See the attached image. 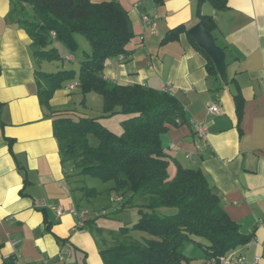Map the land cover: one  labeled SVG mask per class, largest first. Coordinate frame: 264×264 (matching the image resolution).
Here are the masks:
<instances>
[{
	"label": "crops",
	"instance_id": "1",
	"mask_svg": "<svg viewBox=\"0 0 264 264\" xmlns=\"http://www.w3.org/2000/svg\"><path fill=\"white\" fill-rule=\"evenodd\" d=\"M117 1L129 12L135 36L128 44L132 50L128 57L107 60L104 77L126 85L172 88L189 123L171 126L162 134L169 169L175 173L177 164L203 169L241 233L256 242L240 244L228 255H242L248 261L257 254L264 258V0H228L225 10L208 0L200 8L199 0ZM199 9L217 23L218 43L226 51L227 80L208 72L206 58L188 34L200 22ZM143 14L157 17L156 32L147 31ZM181 24L186 29L177 39L164 40ZM33 50L32 38L18 23L14 0H0V264H105L100 249L112 242L107 244L88 223L92 213H107L82 205L93 204L98 197L83 199L65 172L50 114L75 107L98 117L103 101L95 110L89 107L94 92L83 94L74 81L78 83L74 88L68 84L55 92L50 109L43 106L35 74L44 71L43 61H37ZM90 53L84 51L79 61ZM239 92L244 99L241 118L234 103ZM84 98L86 104H80ZM210 103L219 104L221 112H209ZM194 120L205 124V136L197 133ZM39 200L48 206L37 207ZM52 205L90 208L86 226L79 228L78 218L70 213L57 217ZM129 216L127 221L118 217V222L130 224L134 214Z\"/></svg>",
	"mask_w": 264,
	"mask_h": 264
},
{
	"label": "trees",
	"instance_id": "2",
	"mask_svg": "<svg viewBox=\"0 0 264 264\" xmlns=\"http://www.w3.org/2000/svg\"><path fill=\"white\" fill-rule=\"evenodd\" d=\"M204 1L199 0V8ZM208 1L218 9L228 8V0ZM27 8L33 13L30 18ZM14 12L32 38L38 62L60 59L52 46L55 39L76 48L74 33L84 34L92 46L78 73L59 69L36 70L35 74L40 102L48 109L55 92L74 81L83 94L94 92L103 98L98 117L75 107L50 114L65 172L81 197L92 200L101 193L89 187L85 177L111 181V189L123 198L116 202V209L133 205L140 213L133 224L124 223L110 232L111 245L100 249L105 264H191L181 250L187 241L205 250L199 264H221V256L252 239L241 233L240 225L223 208L221 196L203 169L177 164L175 173H170L171 159L161 137L171 126L189 123L182 101L173 93L104 77L107 60L128 57L132 52L128 44L135 36L129 12L117 0H14ZM198 13L218 43L216 21L200 9ZM185 29L183 24L170 29L164 40L177 39ZM192 41L206 58L208 72L217 75L212 59ZM234 103L241 118L244 99L240 92L234 95ZM81 104H86L85 98ZM117 114L122 127L119 133L101 120ZM166 209L175 211L167 213ZM88 224L96 234L103 231L93 219Z\"/></svg>",
	"mask_w": 264,
	"mask_h": 264
},
{
	"label": "rangeland",
	"instance_id": "3",
	"mask_svg": "<svg viewBox=\"0 0 264 264\" xmlns=\"http://www.w3.org/2000/svg\"><path fill=\"white\" fill-rule=\"evenodd\" d=\"M32 10L27 8V16L30 18L32 17ZM74 38L77 43L76 48H70L68 47L67 43L58 39H55L52 46L55 47L60 54L59 60H52V61H43L42 65L44 71L46 72H57L59 69L68 68L73 69L77 73L80 70V61L82 54L84 51L92 52V46L88 40V38L82 34V33H74ZM73 55L76 59L74 61L68 60V56ZM93 95L89 96L88 105L90 107L93 106V109L95 110V104L98 102H102L103 99L101 95L92 93ZM81 104V102H80ZM103 123L107 125L110 129L116 132H120L122 130L121 124H120V117H113L112 119L107 121L105 119H102ZM170 173L174 174V169L170 168ZM85 182L89 187H95L97 190H99L101 193L99 196H97V201L95 203H88L83 202L82 205L88 206L92 209H98V210H105L107 215H97L92 213L91 218L95 220V225L103 228V231L99 234L103 238L107 240V244L112 241V237L110 232L112 230L117 231L120 228V224L118 222L119 218L127 219L128 216L130 219L131 217L129 215L134 214V218L131 220L130 224H133L137 221L139 218V211L136 206L130 205L125 211H119L116 212L117 204L115 201V198L118 196V193L111 189L113 186V182H103L98 178H93L90 176L85 177ZM89 208V209H90ZM167 213H173L175 209H166ZM127 221V220H126ZM119 223V224H118ZM182 252L190 258L191 264H199L201 261H203L206 252L205 250L199 246L196 243L193 242H185L183 246L181 247Z\"/></svg>",
	"mask_w": 264,
	"mask_h": 264
},
{
	"label": "built area",
	"instance_id": "4",
	"mask_svg": "<svg viewBox=\"0 0 264 264\" xmlns=\"http://www.w3.org/2000/svg\"><path fill=\"white\" fill-rule=\"evenodd\" d=\"M156 19L157 17H152L148 14H143L142 16V21H143V25L147 28V31L149 33H154L156 32L155 30V22H156ZM52 35L55 36V33L52 32ZM142 38L145 40L147 35L145 34V32H143L142 34ZM121 59H124V56L121 55L120 56ZM78 83L75 82V83H72V84H69L67 86V88H74ZM163 91H166V92H169V93H173V90L170 86L168 87H165L163 88ZM208 111L209 112H213V113H220L221 112V108L219 106V104H216V103H210L208 104ZM194 126H195V129L197 131V133L200 135V136H205L206 135V131H207V128L205 126V124L199 120H194L193 122ZM174 147V146H173ZM187 157H190V156H187ZM123 200L122 196H117L115 198V201L117 203H121ZM36 206L37 207H47L48 204L43 201V200H39L37 203H36ZM52 208L55 210L56 214H57V217H60V216H63L64 214L66 213H70V214H73L75 215L77 218H78V227L79 228H82L85 221L88 219V215H89V209L87 208H80V207H77V206H71L69 208H64L60 205H52ZM252 243H256L255 241L253 240H250ZM220 263L221 264H264V258L257 254L253 261H248L244 256L242 255H235V254H232V255H223L221 256L220 258Z\"/></svg>",
	"mask_w": 264,
	"mask_h": 264
},
{
	"label": "water",
	"instance_id": "5",
	"mask_svg": "<svg viewBox=\"0 0 264 264\" xmlns=\"http://www.w3.org/2000/svg\"><path fill=\"white\" fill-rule=\"evenodd\" d=\"M188 34L203 48L214 62L218 73L227 80L226 51L221 47L214 35L199 22L188 30Z\"/></svg>",
	"mask_w": 264,
	"mask_h": 264
}]
</instances>
